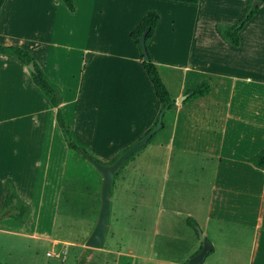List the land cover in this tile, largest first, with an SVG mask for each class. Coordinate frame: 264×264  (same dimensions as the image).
<instances>
[{
    "label": "rangeland",
    "instance_id": "374dc122",
    "mask_svg": "<svg viewBox=\"0 0 264 264\" xmlns=\"http://www.w3.org/2000/svg\"><path fill=\"white\" fill-rule=\"evenodd\" d=\"M77 1L83 15L79 23L62 15L61 9H66L58 0H6L1 16L4 26L36 38H42L46 29L51 40H82L90 35L91 26L97 25L103 34L113 31L116 34L112 37L123 39L128 20L117 7L112 8L104 0H93L89 5ZM53 4L60 7L54 8ZM246 5L245 0H199L193 6L156 0L139 7L153 8L150 11L160 16L157 41L161 52L183 66L201 70L205 65L204 71L209 72L211 78L219 71L236 74L250 72L254 67L257 76L264 81V16L246 25L238 48L230 46L221 33L238 21ZM6 42L9 43L5 45L19 46ZM5 58L25 67L12 57ZM191 74L204 76L199 72ZM175 88L169 84V93L175 94ZM23 100H15L12 106L11 99H0V264L189 262L188 254L193 245L188 240L199 241V236L185 226L186 216H175L172 238L154 236L161 184L154 175L155 155L159 153L156 146L168 139L169 128L166 127L174 116L173 110L165 114L164 128L129 157L116 173L102 248L88 249L84 244L99 213L102 177L82 155L66 147L59 129L49 125L43 134L39 133V128L33 125V117L28 116L32 110L27 112V102L21 106ZM251 100L258 109V119L264 122L263 86L256 97L245 102L250 104ZM183 106L186 111L201 110L205 103ZM132 118L116 116L112 125L92 120L90 131L83 133L76 129L72 137L79 146L84 144L88 150L95 148L101 155L93 157L105 163L108 161L102 156L118 154L126 148L122 146L133 135ZM182 178L186 179V175ZM181 197L183 210L188 201L186 194ZM164 219H167L165 215ZM247 245L246 240L243 247L246 249ZM210 258L209 255L206 261ZM246 262L243 252L236 263Z\"/></svg>",
    "mask_w": 264,
    "mask_h": 264
},
{
    "label": "crops",
    "instance_id": "0c3cea01",
    "mask_svg": "<svg viewBox=\"0 0 264 264\" xmlns=\"http://www.w3.org/2000/svg\"><path fill=\"white\" fill-rule=\"evenodd\" d=\"M82 1L83 5L93 3V0ZM104 1L126 16L128 23L123 39L112 37L116 34L113 31L103 34L97 25L91 26L90 35H85L82 40H51L46 29L42 38H36L4 26L1 13L5 9V0L0 9V45L12 41L11 44L14 42L31 53L44 75L60 90V109L71 137L76 129L83 133L90 131L92 120L101 125H112L114 117L130 115L133 117V135L122 146L128 147L144 136L159 111L158 100L141 65L139 50L130 38V33L153 9H140L139 5L156 0ZM75 4V12L70 13L66 8L61 12L79 23L82 10L77 0ZM261 5L248 23L264 16V4ZM57 6L53 4L54 8L60 7ZM246 25L239 32V46ZM160 28L161 20L147 42V48L168 92L169 84L176 88L175 94L169 93L175 101L171 109L175 113L169 126L165 125L169 128L168 139L156 146L159 153L155 155L154 175L161 184L154 236L172 238L175 216L184 215L187 220L195 221L211 245L207 257L210 255L215 260L205 259L202 264H237L243 252L246 264H264V170L249 162L264 149V122L258 119L255 103L252 100L250 104L245 102L257 96L264 81L257 76L254 67L250 72L236 74L219 71L211 78L210 73L204 71L205 65L201 70L183 66L161 52L157 41ZM6 56L0 54V99H11L12 106L15 100L24 99L21 106L27 102V112L32 110L28 116L33 117V125L39 128V133L43 134L49 125L52 129H59L56 108L39 95L40 91L31 81L30 70L26 66L14 65ZM195 72L204 76L191 74ZM202 79H207L210 84L209 94L189 103L180 102L184 92ZM239 99L243 102H238ZM197 103H205V107L186 111L183 106ZM80 145L92 156L101 155L93 147L88 150L84 144ZM115 155L113 152L102 158L109 161ZM183 175L186 179L182 178ZM185 194L188 204L182 210L181 196ZM187 220L185 226L190 228ZM246 240L245 249L243 243ZM188 241L193 245L188 254L191 258L201 250L202 242L200 239Z\"/></svg>",
    "mask_w": 264,
    "mask_h": 264
},
{
    "label": "trees",
    "instance_id": "16d2710c",
    "mask_svg": "<svg viewBox=\"0 0 264 264\" xmlns=\"http://www.w3.org/2000/svg\"><path fill=\"white\" fill-rule=\"evenodd\" d=\"M5 0H0V9L2 5L4 4ZM62 2V4L65 6V8L70 12H75V6L73 0H59ZM174 3H181V4H189V5H195L199 2V0H164ZM247 2L246 7L243 9V12L238 19V21L229 26L225 29L221 30L223 38L233 47H238L240 43L239 38V32L244 28V26L253 18V16L256 14L258 7H254L250 12H248V9L251 5V3L254 0H245ZM261 2V4H264V0H258ZM160 21V16L156 12H148L142 21L139 23V25L130 33V38L132 41L136 44L139 50L140 54V60L142 68L149 79L152 88L154 90L155 96L159 103V111L157 113V116L155 118V121L153 125L144 133H148L151 131L157 124L158 118L160 115L164 118L165 114L171 110L174 105L175 101L171 98L169 95V92L164 85L158 70L156 66L152 63L150 55L148 54V59L145 61L143 59V55L141 52L140 47V37L143 34V32L146 29H149V32L146 35V45L147 42L153 37L156 27ZM0 54L1 55H7L10 56L20 63H22L25 66H28L29 64L33 65V71H30V77L33 85L42 93V95L46 98L48 103L53 107L56 108V124L63 136L64 142L68 149L79 153L80 155L87 154L89 155L83 148L79 147L72 139L70 130L65 123V120L63 118L62 111L60 109V105L62 104V97L60 90L52 84L48 78L44 75L39 65L34 60L33 56L25 49L19 47V46H5L0 45ZM210 92V84L208 81L203 80L200 83H198L196 86H194L192 89L184 92V96L187 98L183 101V103H189L192 101H195L197 99H200L202 97H205ZM164 128V124L161 128V130ZM154 136V135H153ZM152 136V137H153ZM151 137V139H152ZM141 139V138H140ZM138 139V140H140ZM150 139V140H151ZM137 140V141H138ZM148 141V143L150 142ZM132 144L126 148H124L121 152L116 154L114 157H112L108 162H101L103 164H112L123 152H125L128 148H130ZM90 157L94 158L93 156L89 155ZM96 161L100 162L96 158H94ZM127 160V159H126ZM125 160V161H126ZM249 162L256 168L264 170V149L260 150L257 154L252 156L249 159ZM124 164V163H123ZM116 176V175H115ZM114 176V177H115ZM114 180V179H113ZM13 189V187H11ZM10 188V189H11ZM187 224L194 229V231L197 234V225L194 220L188 219ZM211 253V252H210ZM209 253V254H210Z\"/></svg>",
    "mask_w": 264,
    "mask_h": 264
},
{
    "label": "water",
    "instance_id": "95a60500",
    "mask_svg": "<svg viewBox=\"0 0 264 264\" xmlns=\"http://www.w3.org/2000/svg\"><path fill=\"white\" fill-rule=\"evenodd\" d=\"M260 5H261L260 1L254 0L248 9V12H250L254 7H258ZM148 32L149 29H146L139 39L141 52L143 55V59L145 61L148 59L147 47H146V35ZM27 67L30 71H33L32 64H29ZM186 98H187L186 96L181 97L180 102H183ZM162 126H163V117L162 115H160L156 126L151 131H149L144 136H142L140 140L134 143L125 152H123L112 164H108V165L103 164L101 162L96 161L94 158L90 157L87 154L84 153L82 154L84 159L88 163H90L102 177L99 213L96 219L94 229L92 230L91 234L88 236L84 244L86 248L100 249L102 247L106 235L107 227L109 224L110 205H111L110 202L111 187L114 176L119 171L125 160L131 157L132 155H134L139 149L144 147L146 144H148V141L151 139V137L156 132L161 130ZM197 233L200 241L202 242V248L196 255L190 258L188 264H202L206 259L207 255L211 251V245L206 241L204 235L200 232L199 229H197Z\"/></svg>",
    "mask_w": 264,
    "mask_h": 264
}]
</instances>
